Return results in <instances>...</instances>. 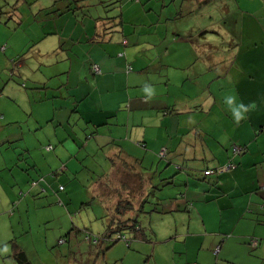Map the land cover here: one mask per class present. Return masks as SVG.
<instances>
[{"label":"rangeland","instance_id":"rangeland-1","mask_svg":"<svg viewBox=\"0 0 264 264\" xmlns=\"http://www.w3.org/2000/svg\"><path fill=\"white\" fill-rule=\"evenodd\" d=\"M105 1L0 0V166L8 165L0 172V179L3 197L7 189L3 179L12 180L16 186L11 191L18 202L23 201L13 210L16 238L24 243L32 264H222L228 250L217 255L219 245L213 251L198 241L184 246L180 233L189 234L186 217L198 223L196 216L139 212L135 215L147 241L135 240L129 233L124 235L130 246L125 240L116 241L115 234L112 239L105 238L113 215L105 191L109 185H102L101 177L112 173L109 157L114 147L109 142L115 136L110 135H122L127 127L96 129L80 119L72 98L64 91L62 97V91L56 90L64 76H54L52 66L61 48L69 51L75 44L80 46L73 21L84 15L117 17L122 13L124 32L113 34V41L121 46L124 38L127 40L129 47L122 48L127 65L133 68L130 74L138 73L143 62H154V56L160 54L169 68L156 64L148 78H162L163 83L169 80L176 100L186 96L195 99L192 113L181 116L179 139L175 147L168 146L167 157L160 155L161 150L148 153L138 140H118L121 147L132 143L127 150L144 162L141 171L147 187L143 197L146 211H151L156 207L155 195L166 196L176 188L185 190L179 187L183 178L175 171V163L202 169L209 164L200 158L201 147L194 150L186 144L196 130L213 131L215 138L232 141L237 123L227 103L229 97H235L234 105L255 104L245 118L246 122L248 115L253 121L260 120L255 124L256 134H263L264 144V132L260 134L264 126V0H210L203 7L194 0H121L103 8ZM70 6L84 7L66 11ZM9 12L15 14L13 19H9ZM58 30L69 41L59 40ZM46 81L49 88L43 86ZM126 113L117 110L116 114L124 121ZM60 118L64 125H60ZM162 140L160 145H168L165 136ZM29 146L33 151H26ZM54 157L56 162L51 166ZM170 159L175 162L169 166ZM33 165L36 167L28 168ZM174 176L179 181L170 185L166 179ZM58 178L63 179L58 182ZM22 180L28 183L22 185ZM42 187L47 192L40 191ZM61 187L66 192L60 194ZM227 238L233 243L236 235ZM263 241L256 250L250 248L251 254L257 255ZM240 250L231 246L232 254ZM218 256L220 263L214 262ZM233 257L232 264H261L250 257Z\"/></svg>","mask_w":264,"mask_h":264},{"label":"crops","instance_id":"crops-1","mask_svg":"<svg viewBox=\"0 0 264 264\" xmlns=\"http://www.w3.org/2000/svg\"><path fill=\"white\" fill-rule=\"evenodd\" d=\"M82 18L73 21L77 25L75 32L79 34L77 36V43L80 46L78 47L75 44L69 51L61 48V54H59V58L52 66L55 67L52 68L54 76H64L56 84V87H58L56 90L62 91V97L66 95L63 91L67 92L72 98L71 101H74L72 103L74 106L78 102V108L82 110L79 118L83 119L86 123L89 121L94 126L100 125L101 127L106 125L120 127L121 124L123 127H127L126 132L122 135L115 133L110 135V137L115 136L110 138L109 142L114 147L111 150V157H109L112 173H108L106 176L103 175L101 177V184L109 185L105 191L111 201V207H114L121 199L132 198L129 194L133 193L135 194L133 195V200L136 202V206H140L143 204V195L147 187V178L141 171L142 163L144 162L132 156V153L127 150V147L132 143H129V145L123 143L121 147L118 140L125 141V138L126 142L138 140V143L146 145L145 150L148 153H152L151 150H154L158 154L161 150V154L165 150L167 155L170 152L168 146L175 147L179 139L182 124L181 116L187 115L190 109L194 108L192 103L194 104L196 101L193 97L188 96L185 99L178 98L176 100L172 98L169 80H164L163 83L162 78H148V76L153 74L152 68L156 64L161 68L163 66L169 68V65L163 63L160 54L154 56V62L152 60L147 63L143 62L138 67L140 69L138 73L132 75L125 74L127 58L122 56V54L126 53L125 50L123 51L122 43L119 46V43H114V37H107L104 42L99 44L98 41L91 38L96 33L97 26L99 25V28L101 24L95 26L93 20ZM47 34L49 35L50 33ZM56 34L60 35L59 40L69 41L66 36H61L59 30ZM71 37L76 38L74 35ZM86 38L88 41L82 43L81 41ZM85 58L86 60H84ZM93 63L98 64L102 68L104 72L102 76H95L93 74ZM84 76L85 81L83 79ZM45 85H43L45 88L50 87V83L47 81ZM83 85L85 87L82 94L81 88ZM146 87H150L153 92V95L147 99V93L144 91ZM152 87L154 88L152 89ZM156 87L157 89L155 90ZM94 95L95 98H93ZM122 106L127 110L121 109ZM189 106L192 107L189 108ZM62 107L64 108V106ZM169 109L176 110V113L181 114L169 115L164 113ZM117 110L127 111L124 121H121L120 114H116ZM105 114L106 117L104 116ZM259 121H253L250 115H248L247 122L245 118L238 123L239 125H235L232 141L230 142L228 139V143L215 138L213 131L209 132L213 136L211 140L206 137L205 131L200 133L201 131L196 130V135L194 134L195 136L193 135L192 138H188L186 144H189L190 148L194 150H196V146L201 147L202 153L200 158L201 160H206L209 164L202 169L191 164L187 166L182 164L181 167H178V163H175V171H177V174H182L183 180L180 182L183 185L179 187L182 189L185 187L183 191L185 193V198H183L185 201L182 199L170 204L169 211H173L182 217L188 215L189 217L196 216L200 219L197 223L192 217L187 221L186 217V226L188 227L189 234L185 236L180 233V236L185 238L184 246L189 241H198L201 246L207 243L208 249L213 251V248L222 244L221 251L227 249L229 252H224V257L221 259L222 264H232L234 261L233 255L246 260L250 257L252 260L264 264V241L257 255L251 254L249 241L247 243L243 241L248 236L264 240V210L260 207L264 202V192H259V186L261 190L264 189V144L261 142L263 134L260 135L258 144H255L256 142L251 143L258 136L256 134L258 127L255 124L259 123ZM62 124L64 125L65 122L63 118H60V125ZM128 128H133L139 132L131 133V129ZM163 136L167 139L168 145H165L166 143L160 145L159 140L163 141ZM176 136L177 139L175 138ZM196 137L198 141H196ZM191 142L193 145H191ZM234 142L241 145L251 143L246 153L247 155L245 154L237 161L238 168L220 176L213 174L204 177V170L215 169L228 162L229 153L227 150L230 149ZM164 147L167 150H162ZM33 149L31 146L26 147L27 152L33 151ZM187 154L189 156L191 154L194 160L199 161L200 159L192 153L187 152ZM249 155L252 156V160L249 158ZM27 159L26 157L23 158L25 161ZM55 162L54 157L51 166H54ZM173 162L175 161L170 159L169 166ZM7 166V164L1 165L0 172L7 170ZM31 167L35 168L36 166L33 165L28 168L30 169ZM37 167L39 168L38 164ZM62 179L58 178L57 181L61 182ZM1 180L0 249H3L5 246H10V248H8L6 253H0V264H19L13 258V249L10 241L17 236L13 225V220L16 217L13 210L18 205H22L23 201L20 200L18 202L15 191H11L16 186L12 180L6 181L3 179L7 183V189L6 192L4 190L5 196L3 197L2 185L4 184L1 183ZM170 180L171 185L179 181L176 176L171 177ZM49 182L48 185H50ZM27 183L26 180L21 181L22 185H26ZM43 188L39 190L47 192V189ZM64 192H66V189ZM173 192L175 190H171L169 195H172ZM176 192L181 194L182 190L179 189L177 191L176 188ZM188 203H192L191 211L187 213L180 212L181 209H188ZM211 225L215 227L213 231L211 230ZM258 233H260L259 236ZM229 234L231 236L236 235V240L231 243V240L227 239L223 244L222 239ZM18 244L29 255L24 243L18 241ZM233 245L241 248L236 254H232L231 252V246ZM214 262L220 263V257L218 256ZM247 263L252 264L250 261H247Z\"/></svg>","mask_w":264,"mask_h":264},{"label":"trees","instance_id":"trees-1","mask_svg":"<svg viewBox=\"0 0 264 264\" xmlns=\"http://www.w3.org/2000/svg\"><path fill=\"white\" fill-rule=\"evenodd\" d=\"M80 1L81 0H75V3H79ZM118 1L121 2V0H110V1L108 0V1L102 2L103 5L106 4L103 6V8H106L107 6L114 5ZM134 1H138V0H134ZM194 1L197 2L198 5L201 7H203L204 5H206L210 2V0H194ZM81 7L83 8L84 6H81ZM81 7L77 6L74 8L73 6H70V7H67L66 11H72L74 9H79ZM120 7L122 8V6H120ZM64 13H65V11H64ZM8 14H9V19H13V17L15 16L14 13L11 14L9 12ZM85 18H89V19L93 20L95 26H97L98 24H101V26L99 28H98L99 25L97 26L96 33H94V35L91 38V39H94L95 41H98L99 44H101V42H104L107 37L112 38L113 34H115V33H120V32L123 33L124 32L123 25L125 24V22H124L122 13L117 17L116 16H108V15H104V14H98L97 17L84 15L82 19H85ZM122 45H125V47H127L129 45L125 38L122 42ZM122 56H125V54H122ZM92 72L95 76H102L104 74L102 68L96 63L92 64ZM130 72H133V68L130 64H128L126 67V74L127 75L130 74ZM75 106H76L75 112L79 111V115H80V112H82V110H79L78 102H76ZM164 113L169 114V115L181 114V113H176V110H172V109L166 110ZM189 113H192V112L190 111ZM104 116L106 117V114ZM88 123H90V122L88 121ZM237 125H239V124L237 123ZM99 127H101V126L100 125L95 126L96 129H98ZM263 131H264V126H263V128L261 127V132H263ZM261 132H260V134H261ZM208 133H209V131L205 132L206 137H208L209 139L212 140L213 139L212 134H210V133L208 134ZM93 135H94V132H93L91 137H93ZM258 137H259V135L256 136L255 140L252 141L251 143L256 142L255 144H257ZM250 144L241 145L237 142H234L231 145L230 149L227 150V152L229 153L228 162L225 163L224 165L219 166L218 168L204 170V177L211 176L213 174L220 176L222 174L231 172V171L235 170L236 168H238L237 161H239V159L247 153V151L249 150ZM139 145H141V143H139ZM51 146L52 145H49L48 149H52ZM142 146L144 148H146L145 144H142ZM227 152H226V154H227ZM166 180H169L168 183L171 185V180L170 179H166ZM146 182H147V179H146ZM61 188H60L59 192L65 191L64 187H61ZM260 191L264 192V189L261 190V188L259 186V192ZM255 192H257V191H255ZM129 195H131L132 198L121 199L114 207H111V206L109 207V210H110L111 214L113 215V220H111V224L109 225L108 229L106 230L107 235L105 237V238L112 239L113 234H115L118 238V239H116V241L125 240L126 242H128L127 244H129V246L131 245V241L129 242L128 239L125 237V235H124L125 233H129V234L133 235V238L135 240L147 241L145 231L142 228L139 220L136 218L135 213H139V212L154 213L155 212V213H159L162 215H166V214L169 215V214L174 213L173 211H169L170 210V208H169L170 204L174 203L175 201L182 200L183 198H185V193L183 191L180 194L179 192H176V190H175V192H173L172 195H166V196H163L161 194L155 195V197H154L155 202H156L155 203V205H156L155 209L151 210V211H146L145 199L142 201V203H143L142 205L136 206V202H134V200H133V195H135V194L133 193V194H129ZM183 200L185 201V199H183ZM191 205H192V203H188V209L187 208H184L183 210L181 209L180 212H183V213L190 212L191 211ZM158 206H160V207H158ZM260 207L262 210H264V202L261 204ZM229 235H226V237L223 240L226 241L228 239L227 237ZM230 237H232V236L230 235ZM224 241L222 242L223 244H224ZM10 244L12 245V249H13V258L19 264H32L29 257L27 256L26 251L18 244V241L16 238L11 240ZM219 246L220 247H218L215 251L217 253V255L220 253V250L222 248V244ZM259 246H260V239L253 237L252 240H249V247H251V249L256 250Z\"/></svg>","mask_w":264,"mask_h":264},{"label":"clouds","instance_id":"clouds-1","mask_svg":"<svg viewBox=\"0 0 264 264\" xmlns=\"http://www.w3.org/2000/svg\"><path fill=\"white\" fill-rule=\"evenodd\" d=\"M144 91L147 93L146 99L153 95V92L150 87H146ZM235 97H229L227 100V103L232 106L231 112L232 115L236 121V123H239L241 120L245 119V114L250 110V108H254L255 104H252L251 106H245L243 103L239 105H234ZM8 251L7 246H5L3 249H0V253H6Z\"/></svg>","mask_w":264,"mask_h":264},{"label":"built area","instance_id":"built-area-1","mask_svg":"<svg viewBox=\"0 0 264 264\" xmlns=\"http://www.w3.org/2000/svg\"><path fill=\"white\" fill-rule=\"evenodd\" d=\"M160 155L163 157L165 155V150H163Z\"/></svg>","mask_w":264,"mask_h":264}]
</instances>
